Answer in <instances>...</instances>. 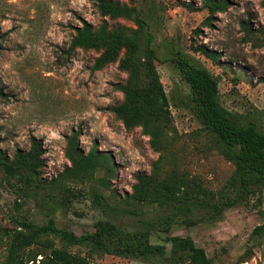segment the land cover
<instances>
[{
    "label": "rangeland",
    "instance_id": "rangeland-1",
    "mask_svg": "<svg viewBox=\"0 0 264 264\" xmlns=\"http://www.w3.org/2000/svg\"><path fill=\"white\" fill-rule=\"evenodd\" d=\"M116 1L142 8L153 33L156 68L172 104L178 132L177 164L218 190L234 167L206 148L204 135H196L200 125L184 108L189 88L174 57L181 52L207 68L218 81L222 104L264 129V81H260L264 80V0H225V9L207 20L209 12L203 0ZM95 2L0 0V149L9 155L17 149L27 150L35 137L43 148L42 178L49 180L69 165L64 150L66 138L74 131L84 152L95 146L111 154L115 176L110 179V188L101 189L118 200L131 192L136 173L150 172L158 153L140 128L126 130L111 112L122 100L118 85L127 77L117 62L94 70L98 52L81 48L67 51L74 27L82 19L94 26L105 21L109 27L136 28L129 19L100 16ZM201 45L215 50L217 60L195 49ZM137 48L138 41L133 40L127 50L137 52ZM12 184L13 180L0 172V264L8 263L6 232L17 220L27 218L43 224L49 217L62 231L57 246L99 264H169V235L191 237L205 250L211 264H264V233L252 235V230L264 223V190L260 202L252 197L227 209L216 221L202 219L189 226L179 222L169 232L152 231L150 242L162 245L164 255L133 259L97 253L82 235L100 218L111 217L123 229L136 230L161 219L164 211L145 204L127 207L118 203L132 213L111 215L95 207L88 185L73 184L74 195L70 196L50 191V199L27 190L22 193ZM248 248L253 253H246L239 263L238 258ZM37 259L33 264H44Z\"/></svg>",
    "mask_w": 264,
    "mask_h": 264
},
{
    "label": "trees",
    "instance_id": "trees-1",
    "mask_svg": "<svg viewBox=\"0 0 264 264\" xmlns=\"http://www.w3.org/2000/svg\"><path fill=\"white\" fill-rule=\"evenodd\" d=\"M226 4L225 0H203V6L209 12L206 20L214 12L224 10ZM95 7L100 16L126 18L136 28L109 27L105 21L94 26L82 19L80 25L74 27L75 34L67 51L92 49L98 52L92 67L94 70L117 62L118 68L126 73L125 81L118 85L122 100L111 108V112L126 130L140 128L141 133L149 138L150 147L158 153L150 172L136 173L131 192L112 200L101 189L110 188V179L115 176L116 167L111 154L101 152L95 146L84 152L74 131L66 138L64 150L69 165L49 180L42 178L45 166L43 148L35 137H31L27 150L17 149L9 155L0 149V172L13 180L15 190L22 193L27 190L50 199L56 191L74 195L73 184L88 185L95 207L111 215L132 213L127 207L136 203L164 211L161 219L147 222L142 229L136 230L123 229L111 217L100 218L82 235L97 253L133 259L163 256L164 247L150 242L152 231L169 232L179 222L188 226L202 219L213 222L220 219L227 209L245 204L252 197L261 201L264 190V129L222 104L218 81L207 68L181 52L176 53L174 62L189 88L184 108L200 125L196 135H204L206 148L216 151L234 167L221 188L213 190L207 187L199 176L176 162L178 132L173 124L172 104L156 68L154 37L143 9L116 0H96ZM133 40L138 41L137 52L127 50ZM195 49L211 60H217L215 50L204 45ZM111 194L116 195L115 192ZM118 203L127 207H120ZM61 232L53 217L43 224L27 218L17 220L16 225L6 232L7 264H33L39 260L37 258L44 264H99L57 246ZM263 233L264 223L252 230V235ZM166 239L171 244L169 264H211L205 250L198 247L191 237L169 235ZM246 253L251 255L252 248L238 258L239 263L244 261Z\"/></svg>",
    "mask_w": 264,
    "mask_h": 264
}]
</instances>
